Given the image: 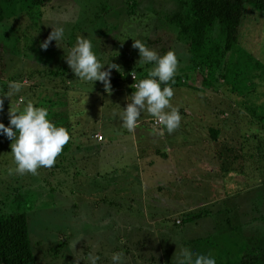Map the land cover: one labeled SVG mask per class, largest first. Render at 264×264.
<instances>
[{"label": "rangeland", "instance_id": "obj_1", "mask_svg": "<svg viewBox=\"0 0 264 264\" xmlns=\"http://www.w3.org/2000/svg\"><path fill=\"white\" fill-rule=\"evenodd\" d=\"M192 1L0 0V96L9 81L25 84L4 98L0 122L10 125L11 103L31 101L70 133L55 165L35 176L8 174L12 141L0 135V216L28 215L39 264H75L79 237L74 254L94 250L99 264H111L113 253L127 264H177L179 248L239 264L247 237L264 236V10L247 5L233 50L218 23L193 52L190 36L168 19L181 12L189 20ZM54 25L67 38L44 50ZM82 35L103 62L119 65L111 93L68 65ZM134 38L178 56L172 104L182 120L172 134L146 112L130 133L113 114L135 91L131 73L139 82L153 67L138 63Z\"/></svg>", "mask_w": 264, "mask_h": 264}, {"label": "clouds", "instance_id": "obj_2", "mask_svg": "<svg viewBox=\"0 0 264 264\" xmlns=\"http://www.w3.org/2000/svg\"><path fill=\"white\" fill-rule=\"evenodd\" d=\"M66 38L65 29L54 25V30L41 47L47 50L53 41L61 46ZM133 48L139 50L140 65H153V67L148 70L147 77L139 82L136 79V72L131 73L136 80L133 87L135 91L127 97V107L123 108L122 112L113 114L119 116L122 126L130 133L136 130L142 112H146L168 134H172L180 127L182 120L180 109L172 104L174 97L172 85L175 83L179 67L178 56L171 50L160 55L135 38ZM66 61L76 78L94 84L97 81L102 82L105 90L111 93V71L120 70L119 65L113 60L103 62L94 51V45L88 36L77 37L75 45L66 54ZM106 65L107 70H105ZM24 87L25 84L20 81H9L7 91L0 96V111H3L4 98L9 97L12 100L14 96L21 94ZM9 116V126L0 122V135L12 141L11 153L15 168H10L8 174L35 176L39 174L38 170L41 168H52L70 140L68 130L63 126L58 127L49 119L46 108L36 107L31 101H28L23 109L11 103ZM159 135H164V131H160ZM82 239L83 237L77 238L71 245L72 254L77 258L75 264H80L81 260L84 264H99L101 258L94 250L89 251L87 255L74 254L79 252L76 250V245ZM178 252V258L174 257L177 264H217L216 258L211 253L194 254L188 248H179ZM110 259L111 264H127V259L122 253H113Z\"/></svg>", "mask_w": 264, "mask_h": 264}, {"label": "trees", "instance_id": "obj_3", "mask_svg": "<svg viewBox=\"0 0 264 264\" xmlns=\"http://www.w3.org/2000/svg\"><path fill=\"white\" fill-rule=\"evenodd\" d=\"M249 3L264 10V0H193L189 20H185L181 12L168 19L178 24L183 34L190 36L193 52L203 50L210 29L220 23L226 34L224 48L231 51L239 42ZM5 19V11L0 7V24ZM197 76L199 83L211 84L206 75L198 73ZM233 172L237 173L230 171ZM0 264H39L33 250L29 218L25 212L0 216ZM239 264H264V236L247 237L246 249Z\"/></svg>", "mask_w": 264, "mask_h": 264}, {"label": "built area", "instance_id": "obj_4", "mask_svg": "<svg viewBox=\"0 0 264 264\" xmlns=\"http://www.w3.org/2000/svg\"><path fill=\"white\" fill-rule=\"evenodd\" d=\"M131 81L135 84L136 83V80H135V78L133 77V76H131ZM136 79H137V75H136ZM137 82H138V79H137ZM152 124L154 125V126H161V125H159L158 124V122L155 120V119H153V121H152ZM100 138H101V140L103 139V136H100Z\"/></svg>", "mask_w": 264, "mask_h": 264}]
</instances>
